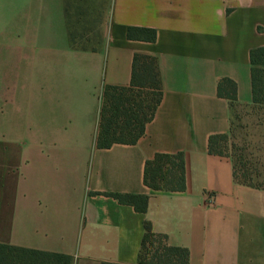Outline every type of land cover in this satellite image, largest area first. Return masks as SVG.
<instances>
[{
  "label": "crops",
  "instance_id": "crops-1",
  "mask_svg": "<svg viewBox=\"0 0 264 264\" xmlns=\"http://www.w3.org/2000/svg\"><path fill=\"white\" fill-rule=\"evenodd\" d=\"M70 6L0 0V244L138 264L150 223L189 264H264V188L238 183L231 157L209 152L233 122L223 82L253 105L264 0H112L86 34L103 33L96 50L71 45ZM128 27L157 40H129ZM136 54L157 59L161 102L135 144L98 148L105 88L131 87ZM159 154H182L185 190L145 184ZM114 195L147 196V211Z\"/></svg>",
  "mask_w": 264,
  "mask_h": 264
},
{
  "label": "trees",
  "instance_id": "trees-1",
  "mask_svg": "<svg viewBox=\"0 0 264 264\" xmlns=\"http://www.w3.org/2000/svg\"><path fill=\"white\" fill-rule=\"evenodd\" d=\"M72 35V34H71ZM127 38L132 41L156 42L157 31L149 28H127ZM74 48L87 50L78 46V42L71 36ZM91 50H96L92 48ZM251 75L253 87V108L264 106V47L257 48L250 53ZM228 85L226 95L231 101L232 110L240 107L236 103V85L226 80ZM219 94L224 95L222 85ZM148 91L152 98L146 112L143 105L134 103L135 93ZM162 83L157 59L148 55L136 54L133 60L132 85L129 88L107 86L103 95V106L100 114V130L97 136L98 148H110L114 144H135L145 133V127L154 115L162 99ZM233 122L229 134L212 136L209 139V152L220 157H231L234 168V178L238 183L264 188L257 184L258 176L248 169L242 162V156L236 152L223 151L222 144L233 132ZM130 133L131 139L116 138L117 134ZM145 184L154 190L183 191L185 190V165L182 154H159L146 165ZM122 204L132 205L139 212H146L149 198L142 195H114ZM165 237L156 234L150 223L145 224V235L142 241L138 264H157L155 260L147 262V256L153 252V257L159 264H189V252L179 247H170ZM165 259V260H164ZM73 258L68 255L26 250L0 244V264H72Z\"/></svg>",
  "mask_w": 264,
  "mask_h": 264
},
{
  "label": "rangeland",
  "instance_id": "rangeland-1",
  "mask_svg": "<svg viewBox=\"0 0 264 264\" xmlns=\"http://www.w3.org/2000/svg\"><path fill=\"white\" fill-rule=\"evenodd\" d=\"M112 0H71L69 30L72 38L83 48H101L104 35L98 31L86 37L92 30L91 27L99 25L105 16L108 15ZM134 108L143 105L146 112L147 106L151 103L148 91L136 92ZM233 132L226 142L222 144L223 151L227 153L236 152L242 156L243 164L253 170L258 176L257 184L264 186V106L253 108L237 107L233 110ZM116 138L131 139L130 133L117 134ZM147 256V262L155 260L152 255ZM165 260V259H164Z\"/></svg>",
  "mask_w": 264,
  "mask_h": 264
},
{
  "label": "built area",
  "instance_id": "built-area-1",
  "mask_svg": "<svg viewBox=\"0 0 264 264\" xmlns=\"http://www.w3.org/2000/svg\"><path fill=\"white\" fill-rule=\"evenodd\" d=\"M213 201V199L212 198H210V202H212Z\"/></svg>",
  "mask_w": 264,
  "mask_h": 264
}]
</instances>
